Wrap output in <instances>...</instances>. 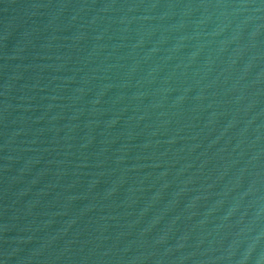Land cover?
Listing matches in <instances>:
<instances>
[{
    "label": "water",
    "instance_id": "water-1",
    "mask_svg": "<svg viewBox=\"0 0 264 264\" xmlns=\"http://www.w3.org/2000/svg\"><path fill=\"white\" fill-rule=\"evenodd\" d=\"M0 264H264V0H0Z\"/></svg>",
    "mask_w": 264,
    "mask_h": 264
}]
</instances>
